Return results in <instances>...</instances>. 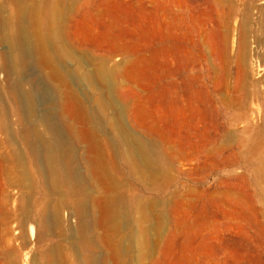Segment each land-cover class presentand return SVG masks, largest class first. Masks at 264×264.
Segmentation results:
<instances>
[{
    "label": "rangeland",
    "instance_id": "rangeland-1",
    "mask_svg": "<svg viewBox=\"0 0 264 264\" xmlns=\"http://www.w3.org/2000/svg\"><path fill=\"white\" fill-rule=\"evenodd\" d=\"M74 1L61 6L62 39L85 69L101 63L110 71L109 82L96 83L99 94L84 87L81 70L66 60L59 81L30 56L16 84L3 66L7 48L0 32V122L14 127L27 164L23 179L31 176L18 185L10 164H0V264H47L58 250L66 264L89 258L96 264H264V0ZM163 86H171L166 102ZM25 94L34 108L27 126L39 127L34 134L43 139L44 133L51 137L42 131L46 121L56 123L72 139L71 157L80 169L89 149L63 121L86 114L117 179L111 191L91 177L57 192L47 186L39 170L43 160L39 167L33 162L17 131L18 118L28 117L21 111ZM76 95L85 103L82 111ZM99 95L111 106L97 118L92 99ZM113 112L143 141L148 174L127 161ZM78 125L74 130L85 134L88 126ZM7 134L0 123L1 141ZM104 196L119 198L125 211L116 257L100 222ZM56 202L60 223L47 225ZM78 205L86 210L76 213Z\"/></svg>",
    "mask_w": 264,
    "mask_h": 264
},
{
    "label": "bare ground",
    "instance_id": "bare-ground-1",
    "mask_svg": "<svg viewBox=\"0 0 264 264\" xmlns=\"http://www.w3.org/2000/svg\"><path fill=\"white\" fill-rule=\"evenodd\" d=\"M2 1L3 4L0 6V32H1L2 42L6 44V48H7L6 61L3 66H5L4 68H7L9 70L7 74L10 72L14 76V81L16 82V84L18 82H19L18 84H20L21 80L23 81V79H21V74L23 70L26 69L25 66L30 56H32L37 61L36 63L40 64V66L38 65L39 67H41V65L43 68L46 67L49 70L46 71V73L48 72L53 77L55 76L56 78L59 79V81L63 79L61 77L63 76L61 75L62 72H60L61 70L59 69L61 65V61L66 60V61H72L73 64L79 69V72L81 70L82 79L87 84V86L84 87L87 88L88 90L96 91L99 94L100 86H97L96 83L99 82L102 85H104L109 79H111L110 71L107 68H105L101 63L95 71L92 70L90 71L85 69L83 67L82 61L79 58V56H76L72 52V50L64 43L62 39V34H61L62 30L60 29V23H63L62 21H64L62 20L63 16L61 12V8H62L61 6L64 4V2H66V0H2ZM74 2L73 4H75L77 0L75 3ZM7 7L9 9H7ZM164 63H165L164 66L168 68L169 67L168 55L165 56ZM0 67H2V65ZM63 77L65 78V76ZM58 84H62V83L58 82ZM170 88L171 86H163V96L165 102L169 99L168 92ZM56 89H58V87ZM68 93L70 94V96L73 95L71 91ZM13 94H11V96ZM29 95L25 94V97L23 95L24 97L22 104L23 109L21 108V111H24L26 117L27 116L28 117L25 120L18 118L20 120L17 123L19 124L20 127L18 126L19 128L17 131L19 133L18 134L19 137L26 142L24 143L25 145L28 146L27 149L29 150V153L33 157L34 160L33 162L36 163V165L39 167L38 159L43 160V162L40 161V163H43L41 164L43 166L39 168V170L47 186L50 189L57 192L60 190V187L63 185L73 188L82 185L83 182L88 177H91L94 180L98 179L101 182V184L104 186L106 192L111 191L117 185V179L111 174L110 170H108V168L105 166L103 162V153L101 150L99 140L96 136L94 129L89 125L87 116H85L86 114L85 115L78 114L77 116L78 119L74 120L75 124H79L81 126L82 125L88 126L87 130H85L86 132L83 130L85 134L82 133L83 135H80L78 130H76L77 128L74 126V123H72L73 121H71V119H67L63 121L64 120L63 118L66 117L64 115L63 110L61 111L59 108L57 109V107L55 109L54 106L53 107L51 106L50 108L52 109V112L55 111V114L58 113L59 116L62 117L61 120L63 119L62 121L64 122V127L66 126L67 128L64 129L68 130V133L73 139L77 140L81 138L87 144V147L89 149V156L85 158L84 167L80 169L74 164V159L71 157L72 145L70 140L72 139L69 137L70 138L69 140L66 133L65 136L56 123H51L53 121L47 122L46 121L47 119L45 120L46 117H44V120L46 121L45 131L44 130L42 131L49 132L51 134V137L48 134L45 133L44 134L45 136L48 135L47 137L48 138L50 137L51 139H45L47 137L44 138L43 137L44 134H42L41 132H39V134L43 135L42 136L43 139L39 138L40 135L39 136L35 135L34 129L37 128L35 127L36 125L27 126L29 124L28 123L29 120H31L29 116H31L30 114L33 112L32 111L33 103L31 104V99ZM77 97L80 98V96L76 95L75 98ZM18 98H20V96ZM79 98H77L79 104V106L77 107H80L82 111L84 109L85 103L82 102ZM104 98L105 97L103 95H99L93 97L92 99V101L94 102V106L92 105V107H94L92 114L97 118L102 116L105 112V109L110 108L111 106L108 102L105 101ZM175 98H178V95ZM53 102H55L54 99L52 101V104ZM48 103L51 104L50 102ZM16 107L17 106H14L13 108L16 110ZM17 108H19V106ZM14 109H12V112H16L14 111ZM1 110L3 111L4 109ZM2 111L0 112V114L3 112L5 113V111L3 112ZM21 113L22 112L18 114L21 115ZM115 113L113 112L112 114L111 124L112 126H114V128H117L121 138L124 141L125 153H126L125 155L127 161L139 170L140 175L148 174L149 170H147V167L150 163V158L147 154L143 141L136 136L134 137L130 135L125 129V127L122 125L123 123L122 124L120 123L121 120L119 121V116L117 117L116 116L117 114L115 115ZM51 117H52V113L49 119L53 118ZM69 117L73 118V116L72 117L69 116ZM74 118H76V116ZM8 122L9 121L5 119L0 122L1 129L3 131L5 130V133L6 131H8L7 135H9V139L6 142L3 140L1 141L0 139V144L6 145L4 149L0 150V164L2 165V166L0 165L1 169L3 168V166L8 168V164H10L11 168H13L12 171L13 176L16 178V181H18V183L20 182L18 185L24 184L23 181L25 182L26 180L29 183L31 176H29L30 177L29 179L28 177L23 179L26 176L24 175V171L27 170L25 167L27 164L24 163L25 157L22 156L20 153V149H19L20 144L17 143L16 140L17 134L15 135L13 131L14 127L12 128L10 123ZM74 127L76 128L75 129L76 131L74 130ZM37 129H39V127ZM37 129L36 132L40 131ZM10 177H11V173L8 172V178ZM22 199L26 200L27 196L26 198L23 197ZM60 208H61V204L59 202H56L51 205V208L49 210V216L46 220L47 225H59ZM145 209L146 206L140 207L141 215L143 214ZM85 210H86L85 205L84 206L78 205L75 211L76 213L80 214ZM100 211H101L100 222L102 226L105 228L106 241L108 243V246L110 247L113 256L116 257L119 254V242L117 239L119 220L123 217V214L125 212L124 206L122 205V202L119 198L115 196H104L100 203ZM81 224L79 223V228L81 226V230H82L83 224L82 225ZM138 240H139V244H142V237L138 238ZM84 263L96 264L98 262L96 261V258H92V259L89 258ZM100 263H102L101 260L99 261V264ZM47 264H66V261L64 260L61 252L58 250L51 255V257L47 261Z\"/></svg>",
    "mask_w": 264,
    "mask_h": 264
}]
</instances>
